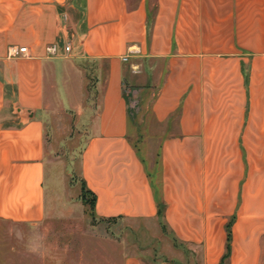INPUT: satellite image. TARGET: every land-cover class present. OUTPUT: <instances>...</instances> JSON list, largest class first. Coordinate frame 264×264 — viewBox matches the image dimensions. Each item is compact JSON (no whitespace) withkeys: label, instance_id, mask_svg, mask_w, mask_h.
Listing matches in <instances>:
<instances>
[{"label":"crops","instance_id":"crops-1","mask_svg":"<svg viewBox=\"0 0 264 264\" xmlns=\"http://www.w3.org/2000/svg\"><path fill=\"white\" fill-rule=\"evenodd\" d=\"M88 75L95 217L160 222L198 264H264V0H0V221L45 219L47 109L91 110ZM149 249L121 264H186Z\"/></svg>","mask_w":264,"mask_h":264},{"label":"rangeland","instance_id":"rangeland-1","mask_svg":"<svg viewBox=\"0 0 264 264\" xmlns=\"http://www.w3.org/2000/svg\"><path fill=\"white\" fill-rule=\"evenodd\" d=\"M88 75L86 108L74 111L49 103L46 123V175L48 205L45 219L35 225L0 221V264H121L124 253L151 252L167 262L182 251L186 264H198L190 254L171 241L157 221L101 220L95 217L92 197L80 176V155L87 137L88 120L96 110V96ZM140 122L147 113L131 107ZM132 141L146 163L157 160V143L142 141L139 126H131ZM153 243V246H149ZM154 247V248H153ZM159 248L160 250H158ZM172 263V262H171Z\"/></svg>","mask_w":264,"mask_h":264},{"label":"trees","instance_id":"trees-1","mask_svg":"<svg viewBox=\"0 0 264 264\" xmlns=\"http://www.w3.org/2000/svg\"><path fill=\"white\" fill-rule=\"evenodd\" d=\"M83 183V182H82ZM83 186H84V184H83ZM85 187V186H84ZM85 189H86V187H85ZM87 190V189H86ZM88 191V190H87ZM89 192V191H88ZM90 193V192H89ZM90 195H91V197H92V208H93V204H94V197L92 196V194L90 193Z\"/></svg>","mask_w":264,"mask_h":264},{"label":"built area","instance_id":"built-area-1","mask_svg":"<svg viewBox=\"0 0 264 264\" xmlns=\"http://www.w3.org/2000/svg\"><path fill=\"white\" fill-rule=\"evenodd\" d=\"M66 49H68V47H66ZM20 50H24V48H20Z\"/></svg>","mask_w":264,"mask_h":264}]
</instances>
